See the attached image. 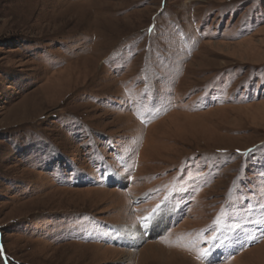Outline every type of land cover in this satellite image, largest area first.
Wrapping results in <instances>:
<instances>
[{
    "label": "rangeland",
    "instance_id": "obj_1",
    "mask_svg": "<svg viewBox=\"0 0 264 264\" xmlns=\"http://www.w3.org/2000/svg\"><path fill=\"white\" fill-rule=\"evenodd\" d=\"M0 264H264V0H0Z\"/></svg>",
    "mask_w": 264,
    "mask_h": 264
},
{
    "label": "bare ground",
    "instance_id": "obj_2",
    "mask_svg": "<svg viewBox=\"0 0 264 264\" xmlns=\"http://www.w3.org/2000/svg\"><path fill=\"white\" fill-rule=\"evenodd\" d=\"M160 220V219H159ZM162 220V219H161ZM164 220V219H163ZM158 221V219H156V220H154L153 221V223H152V225H151V230L149 231V232H156V231H158V228H160V224L162 223V225H163V223L165 222H162V221H159V225H156V226H154L155 225V223ZM154 227V230L152 229ZM129 228V229H128ZM128 228H126L125 230L124 229H122L121 231H119V230H116V231H114V233H116V234H114L113 233V235H116V238H117V240H119L120 238H126L127 237V233L128 232H126V231H130V227H128ZM140 230V229H139ZM146 230H149L148 228L146 229ZM145 230V231H146ZM141 232V231H140ZM135 236L137 235V236H141V237H143V235H139L137 232H135V234H134ZM145 236V235H144ZM136 239V238H135ZM138 239V238H137Z\"/></svg>",
    "mask_w": 264,
    "mask_h": 264
},
{
    "label": "snow or ice",
    "instance_id": "obj_3",
    "mask_svg": "<svg viewBox=\"0 0 264 264\" xmlns=\"http://www.w3.org/2000/svg\"><path fill=\"white\" fill-rule=\"evenodd\" d=\"M159 211V209H154L153 213L149 217L145 218H138V223L140 224L141 227H145L147 223H151L152 220L155 218L156 212ZM209 250H204L203 252L200 253V258H204L207 256Z\"/></svg>",
    "mask_w": 264,
    "mask_h": 264
}]
</instances>
